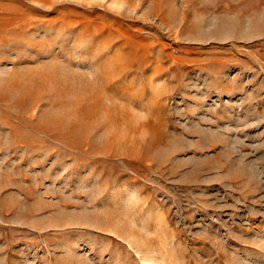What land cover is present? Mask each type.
Here are the masks:
<instances>
[{
    "label": "rangeland",
    "instance_id": "374dc122",
    "mask_svg": "<svg viewBox=\"0 0 264 264\" xmlns=\"http://www.w3.org/2000/svg\"><path fill=\"white\" fill-rule=\"evenodd\" d=\"M0 264H264V0H0Z\"/></svg>",
    "mask_w": 264,
    "mask_h": 264
}]
</instances>
